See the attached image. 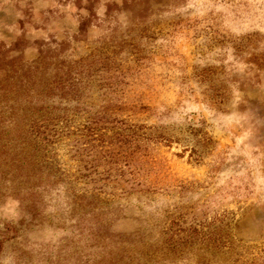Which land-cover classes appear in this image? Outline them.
<instances>
[{"label": "rangeland", "instance_id": "374dc122", "mask_svg": "<svg viewBox=\"0 0 264 264\" xmlns=\"http://www.w3.org/2000/svg\"><path fill=\"white\" fill-rule=\"evenodd\" d=\"M111 261L264 264V0H0V264Z\"/></svg>", "mask_w": 264, "mask_h": 264}, {"label": "trees", "instance_id": "16d2710c", "mask_svg": "<svg viewBox=\"0 0 264 264\" xmlns=\"http://www.w3.org/2000/svg\"><path fill=\"white\" fill-rule=\"evenodd\" d=\"M29 129H28V132L32 135H34V137L32 136L31 140H27V141H23L22 142V130L24 128V125H19V124H16L14 126V129L16 130V134H15V140L16 141H19L18 143L20 144H23V143H26L27 146H30L31 148V151L27 154V155H23V156H19L18 154L19 153H16L15 156H14V162H15V168L16 169H20L22 170V168L24 167H29L31 168L32 164H34L37 159V156L39 155L38 154V150H37V144L35 142V138L36 137H42V139H48L47 138V135L48 132H46L45 130H41V126L39 124V121L36 120L35 118H30L29 120ZM45 129H47V127H44ZM108 263H109V260H108ZM112 264H116V263H113V261H111Z\"/></svg>", "mask_w": 264, "mask_h": 264}]
</instances>
